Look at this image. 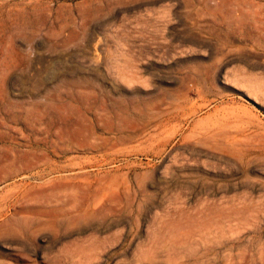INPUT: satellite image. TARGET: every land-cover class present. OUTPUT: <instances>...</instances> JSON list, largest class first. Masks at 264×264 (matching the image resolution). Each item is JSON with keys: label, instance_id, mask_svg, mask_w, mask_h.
Listing matches in <instances>:
<instances>
[{"label": "rangeland", "instance_id": "obj_1", "mask_svg": "<svg viewBox=\"0 0 264 264\" xmlns=\"http://www.w3.org/2000/svg\"><path fill=\"white\" fill-rule=\"evenodd\" d=\"M0 264H264V0H0Z\"/></svg>", "mask_w": 264, "mask_h": 264}, {"label": "bare ground", "instance_id": "obj_2", "mask_svg": "<svg viewBox=\"0 0 264 264\" xmlns=\"http://www.w3.org/2000/svg\"><path fill=\"white\" fill-rule=\"evenodd\" d=\"M253 10V9H252ZM96 202V201H95ZM73 207V206H72ZM77 217V216H76ZM108 217V216H107ZM82 220V219H81ZM104 220V219H103ZM107 225V224H106Z\"/></svg>", "mask_w": 264, "mask_h": 264}]
</instances>
